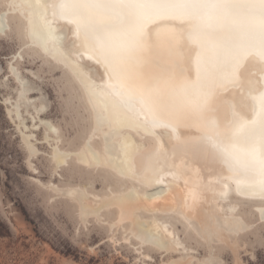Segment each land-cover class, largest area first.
Returning a JSON list of instances; mask_svg holds the SVG:
<instances>
[{
    "label": "bare ground",
    "instance_id": "obj_1",
    "mask_svg": "<svg viewBox=\"0 0 264 264\" xmlns=\"http://www.w3.org/2000/svg\"><path fill=\"white\" fill-rule=\"evenodd\" d=\"M8 6L25 20L29 43L52 55L85 94L91 131L76 159L132 184L97 208L81 201L86 198L78 188L62 191L79 201L82 219L114 207L119 222L134 223L142 246L170 252H184L185 245L157 214L182 216L207 243L249 229L228 201L231 191L264 201V51L249 36L264 29V0H9ZM6 11L0 12V32ZM58 22L75 39L70 55ZM79 57L97 64L102 77L94 78ZM42 125L56 133L50 123ZM163 130L177 146L163 141ZM132 133L152 141L139 167ZM95 136L101 152L91 145ZM68 156L54 145L56 168ZM141 211L155 215L150 228L138 221ZM255 212L264 218V205Z\"/></svg>",
    "mask_w": 264,
    "mask_h": 264
},
{
    "label": "rangeland",
    "instance_id": "obj_2",
    "mask_svg": "<svg viewBox=\"0 0 264 264\" xmlns=\"http://www.w3.org/2000/svg\"><path fill=\"white\" fill-rule=\"evenodd\" d=\"M8 2L0 0V12L9 10L5 31L0 32V264H264V218L255 212V206L264 205V201L240 199L233 191L228 203L238 206L237 215L249 229L226 241L215 236V241L207 243L182 216L156 215L177 231L184 252L142 246L134 237L138 230L134 223L119 222L114 207L101 208L105 209L99 217L82 219L79 201L63 194L65 189L78 188V194L86 198L81 201L97 208L111 192L129 189L132 184L122 183L106 168L95 170L76 159L74 153L91 131V109L85 94L65 67L29 43L25 20ZM56 25L63 35L62 48L70 55L75 39L68 26ZM82 58H78L79 64L100 79L98 65ZM252 66L243 70L245 77ZM11 67L17 77L11 75ZM23 90L26 92L19 98ZM42 121L50 123L56 133L47 131ZM132 134L137 145L133 163L139 167L152 141ZM24 135H32L31 140L24 141ZM179 135L184 137V132ZM161 136L165 143L178 145L169 131H161ZM100 140V136L91 139L98 152L102 150ZM54 145L70 154L57 168L52 157ZM226 174L223 179L232 183ZM137 216L144 223L141 227L147 229L155 215L141 211Z\"/></svg>",
    "mask_w": 264,
    "mask_h": 264
},
{
    "label": "water",
    "instance_id": "obj_3",
    "mask_svg": "<svg viewBox=\"0 0 264 264\" xmlns=\"http://www.w3.org/2000/svg\"><path fill=\"white\" fill-rule=\"evenodd\" d=\"M247 18H255L256 20H259V19H257L256 17H255V15H253V14H249V15H247ZM5 28H6V26L5 27H3V31L5 30ZM249 36H250V38L256 43V44H258V45H260L261 46V48L260 47H257L258 49L260 48L261 50H263L264 51V29H262V31H251L250 33H249ZM263 37V38H262ZM34 46V45H33ZM35 47H37V46H35ZM38 48V47H37ZM38 50L42 53V55H46V56H48L52 61H53V56L52 55H49V54H46V52H45V50L44 49H40V48H38ZM82 61H86V62H88V63H91L90 62V60H88V59H86V58H82Z\"/></svg>",
    "mask_w": 264,
    "mask_h": 264
}]
</instances>
